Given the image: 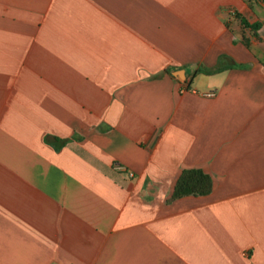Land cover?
<instances>
[{
	"label": "crops",
	"instance_id": "obj_1",
	"mask_svg": "<svg viewBox=\"0 0 264 264\" xmlns=\"http://www.w3.org/2000/svg\"><path fill=\"white\" fill-rule=\"evenodd\" d=\"M0 264H264V0H0Z\"/></svg>",
	"mask_w": 264,
	"mask_h": 264
},
{
	"label": "trees",
	"instance_id": "obj_2",
	"mask_svg": "<svg viewBox=\"0 0 264 264\" xmlns=\"http://www.w3.org/2000/svg\"><path fill=\"white\" fill-rule=\"evenodd\" d=\"M245 26H250L249 23L242 19ZM252 29H257L259 24L251 25ZM245 42L248 44L247 39ZM221 68L201 69L199 72L211 73ZM213 178L201 168H186L183 169L178 177L170 201L176 200L184 196H205L213 190Z\"/></svg>",
	"mask_w": 264,
	"mask_h": 264
},
{
	"label": "built area",
	"instance_id": "obj_3",
	"mask_svg": "<svg viewBox=\"0 0 264 264\" xmlns=\"http://www.w3.org/2000/svg\"><path fill=\"white\" fill-rule=\"evenodd\" d=\"M188 89H189V87L187 88V87L185 86V87H183L182 90H183V91H186V90H188ZM215 94H216L215 91H210V92L206 93L205 95L208 96V97H213V96H215ZM120 168L125 169V168H123V167H120ZM127 175H128L129 177H134V173H133L132 171H127Z\"/></svg>",
	"mask_w": 264,
	"mask_h": 264
}]
</instances>
